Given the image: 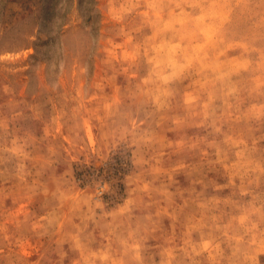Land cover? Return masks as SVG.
<instances>
[{"label": "clouds", "instance_id": "1", "mask_svg": "<svg viewBox=\"0 0 264 264\" xmlns=\"http://www.w3.org/2000/svg\"><path fill=\"white\" fill-rule=\"evenodd\" d=\"M98 14L124 80L104 160L131 171L112 207L103 180L56 189L40 223L59 229L58 264H264V0H103Z\"/></svg>", "mask_w": 264, "mask_h": 264}, {"label": "rangeland", "instance_id": "2", "mask_svg": "<svg viewBox=\"0 0 264 264\" xmlns=\"http://www.w3.org/2000/svg\"><path fill=\"white\" fill-rule=\"evenodd\" d=\"M102 2L0 0V264H58L59 229L43 235L40 221L72 174L80 189L109 183V207L125 197L130 161L104 160L106 101L124 80ZM157 153L165 168L177 160L163 146Z\"/></svg>", "mask_w": 264, "mask_h": 264}]
</instances>
